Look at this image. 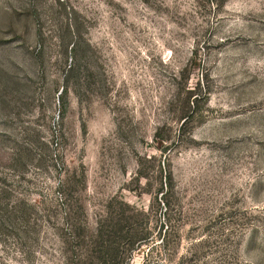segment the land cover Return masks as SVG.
I'll return each mask as SVG.
<instances>
[{"label": "rangeland", "instance_id": "obj_1", "mask_svg": "<svg viewBox=\"0 0 264 264\" xmlns=\"http://www.w3.org/2000/svg\"><path fill=\"white\" fill-rule=\"evenodd\" d=\"M99 225L264 264V0H0V264H98Z\"/></svg>", "mask_w": 264, "mask_h": 264}, {"label": "trees", "instance_id": "obj_2", "mask_svg": "<svg viewBox=\"0 0 264 264\" xmlns=\"http://www.w3.org/2000/svg\"><path fill=\"white\" fill-rule=\"evenodd\" d=\"M148 238L149 237L139 239L137 243L144 241ZM96 239L100 244V249L99 251H96V255H93V258L97 261L98 264H117L119 260L122 259V255H119V249L116 248L115 244L113 242H110L109 239H104V236L102 234V228H100V225Z\"/></svg>", "mask_w": 264, "mask_h": 264}]
</instances>
